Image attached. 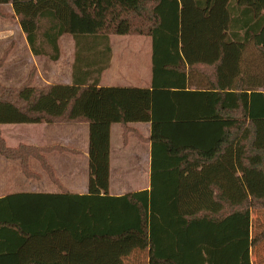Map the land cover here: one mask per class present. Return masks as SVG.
I'll list each match as a JSON object with an SVG mask.
<instances>
[{
	"label": "trees",
	"instance_id": "1",
	"mask_svg": "<svg viewBox=\"0 0 264 264\" xmlns=\"http://www.w3.org/2000/svg\"><path fill=\"white\" fill-rule=\"evenodd\" d=\"M9 4L35 56L48 47L58 60L71 35L76 60L71 86L35 88L33 72L20 89L0 86V125L88 123L90 180L85 195H26L49 203L29 222L0 220L10 237L0 264H130L137 253L149 264H253L264 242L251 218L264 210V73L247 53L264 59V0H0ZM113 35L152 39L151 90L99 87ZM90 45L102 48L95 72ZM196 72L205 88L190 91ZM130 123L152 124L151 189L114 197L111 127ZM49 151L9 148L0 131V154L28 178L33 157L56 181Z\"/></svg>",
	"mask_w": 264,
	"mask_h": 264
},
{
	"label": "crops",
	"instance_id": "2",
	"mask_svg": "<svg viewBox=\"0 0 264 264\" xmlns=\"http://www.w3.org/2000/svg\"><path fill=\"white\" fill-rule=\"evenodd\" d=\"M10 8L20 33L14 37L10 36L9 40L7 39V42L15 43L7 62L8 65L14 69L18 58L27 59L28 71L34 66L38 71L33 86L41 76V87H44L46 83L49 85H73L72 72L76 60L74 38L71 35H64L60 38L58 44L60 56L58 60L52 61V72L48 73L53 78V82L49 83L48 78H45L40 70V62L43 57H36L33 54L27 37L15 17L13 6L10 5ZM18 43L23 51H18ZM110 47L112 50L111 61L108 68L101 74L99 87L151 90L152 39L148 36L113 35L110 37ZM101 49L97 45L87 46L86 58L95 59L97 56H92L101 53ZM95 65L86 68V70L95 72L98 68L96 59ZM198 68L202 69L203 67ZM190 84L188 85L190 91H199L205 88L204 75L196 72ZM0 131L9 148L16 149L24 145L50 149L49 152L43 154V157L52 168L56 179L54 182L50 178L36 158L32 157L29 160V169L34 178H28L22 171L21 161L10 160L0 154V200L11 198V196L21 198L26 195L42 196L62 193L85 195L89 193L90 128L88 123L0 125ZM151 137V123H130L125 127L121 124L112 125L110 196L121 197L136 192L150 191ZM11 184H17L15 190L9 188Z\"/></svg>",
	"mask_w": 264,
	"mask_h": 264
},
{
	"label": "rangeland",
	"instance_id": "3",
	"mask_svg": "<svg viewBox=\"0 0 264 264\" xmlns=\"http://www.w3.org/2000/svg\"><path fill=\"white\" fill-rule=\"evenodd\" d=\"M13 11L10 8L9 5H2L0 6V86L6 89H20L22 88L28 81L29 76L31 75V72H33L34 82L37 78V68L34 66L32 69H29L28 71V61L27 59H17V64L14 66L13 69L10 65H8V60L10 58V55L15 47V43L7 42V39L9 40L10 36H17L20 33V30L18 29V24L14 17H12ZM19 21V20H18ZM138 36V35H136ZM26 49V47H24ZM18 51H23L20 43L17 45ZM31 49V48H30ZM46 55L42 56H36V57H43L44 61L40 62V70L42 71V74L45 78H48L49 83L53 82V78L49 76L48 72H52L53 67V60L50 58L51 49L48 47H45ZM7 54V58L5 57ZM248 56V62L250 63V68L252 69V72L256 73H264V59H262V55L256 51L251 50L249 53H247ZM4 58V61H2ZM52 76V75H51ZM42 76L35 84V88H44L47 87L49 84H45L44 87H41L42 85ZM23 171V169H22ZM24 173V172H23ZM26 176V175H25ZM27 177V176H26ZM14 185V186H12ZM17 184H11L9 188H12V190L16 189ZM12 186V187H11ZM9 203L11 205V208L8 209V206L1 205L0 207V220L9 222L14 214V218L17 220H22L29 222L33 218V210L36 206L42 207L43 209L46 208V204H48V200H44V202H41L42 199H35L31 201L30 199L26 198L25 196H21V198L17 196H11L9 198ZM17 214V216H15ZM4 216V217H1ZM252 222H253V228L252 232L253 235L259 234L262 230H264V210H257L252 212ZM9 232L6 231L5 228L1 229L0 226V238H6L9 239L8 236ZM1 244V243H0ZM4 246L0 245V249ZM251 260L253 264H264V242L255 248L252 251ZM130 264H149L147 253H137L134 255L133 259H131Z\"/></svg>",
	"mask_w": 264,
	"mask_h": 264
}]
</instances>
